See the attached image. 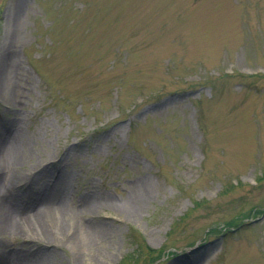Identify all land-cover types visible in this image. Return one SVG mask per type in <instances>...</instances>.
<instances>
[{"label":"rangeland","instance_id":"obj_1","mask_svg":"<svg viewBox=\"0 0 264 264\" xmlns=\"http://www.w3.org/2000/svg\"><path fill=\"white\" fill-rule=\"evenodd\" d=\"M0 146V196L77 229L0 264H264V0H0Z\"/></svg>","mask_w":264,"mask_h":264},{"label":"bare ground","instance_id":"obj_2","mask_svg":"<svg viewBox=\"0 0 264 264\" xmlns=\"http://www.w3.org/2000/svg\"><path fill=\"white\" fill-rule=\"evenodd\" d=\"M0 146V153L1 148ZM4 163V162H3ZM62 189H50L46 191L44 196L39 197V192L33 191L34 195L29 197L30 202L27 205H32L27 208L26 211L23 209H18L15 205L8 200L7 197L0 196V233L9 232H16L17 230L23 229L25 227L29 228L28 226L34 225V228L41 232L42 234L45 233L46 228L49 229V223L53 220L56 224L55 232H57V237L60 241L64 242L65 244L70 245V248H74L75 243L77 242L76 227L72 224V220H67V214L69 210L66 209V203L64 200V196L60 193ZM1 191V188H0ZM95 205H101L98 202L96 203H85L77 208L78 210H72L74 217H82L81 214L90 213V210ZM108 204L112 206H116L115 202L110 200ZM137 203H131L129 205V211L131 213H136L138 210ZM23 208V207H22ZM61 215V216H60ZM71 220V221H70ZM45 225V226H44ZM44 228V229H43ZM82 230V233L85 234L87 237L100 240L102 231L100 229L94 227H87L85 225L80 224L79 227ZM78 228V229H79ZM53 237L56 238L54 235ZM90 239V242L93 244V240ZM93 242H92V241ZM4 262H6L9 258L8 256H4L3 252L0 253ZM13 264H36L30 261L29 259L26 260H14Z\"/></svg>","mask_w":264,"mask_h":264},{"label":"trees","instance_id":"obj_3","mask_svg":"<svg viewBox=\"0 0 264 264\" xmlns=\"http://www.w3.org/2000/svg\"><path fill=\"white\" fill-rule=\"evenodd\" d=\"M138 245V248L140 249V246H139V244H137ZM142 248V247H141ZM152 253H154V251L153 250H150V252L147 254L148 256H150ZM152 258V257H151Z\"/></svg>","mask_w":264,"mask_h":264}]
</instances>
